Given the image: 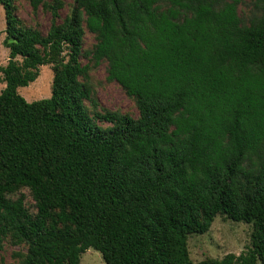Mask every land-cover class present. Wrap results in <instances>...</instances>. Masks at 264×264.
Wrapping results in <instances>:
<instances>
[{
    "label": "trees",
    "instance_id": "obj_1",
    "mask_svg": "<svg viewBox=\"0 0 264 264\" xmlns=\"http://www.w3.org/2000/svg\"><path fill=\"white\" fill-rule=\"evenodd\" d=\"M15 1L0 0V243L28 244L20 264H81L88 248L105 264H264V0L247 24L239 0H74L62 21L61 0H28L49 10L45 33ZM85 29L137 117L98 110ZM42 65L51 94L27 101ZM21 187L34 213L6 199ZM217 215L251 223L249 243L194 263L188 236Z\"/></svg>",
    "mask_w": 264,
    "mask_h": 264
},
{
    "label": "rangeland",
    "instance_id": "obj_2",
    "mask_svg": "<svg viewBox=\"0 0 264 264\" xmlns=\"http://www.w3.org/2000/svg\"><path fill=\"white\" fill-rule=\"evenodd\" d=\"M61 1L63 5L59 9V21H62L69 14L74 4V0ZM237 13L242 23L247 24L249 19L257 14L254 0H239ZM15 14L25 25L36 28L42 33L47 31L51 16L49 10L43 6L32 10L28 0H16ZM4 28V11L0 5V66H4L8 60V49L3 44L5 36ZM95 42L94 35L85 29L80 62L81 64H88L90 67L86 84L91 89L92 95L98 103V110L117 111L134 118L137 117L138 110L134 99L127 96L115 81H108L106 79V61L102 60L95 66L90 60L89 52L92 50ZM38 70V76L34 81L27 86L17 89L18 93L27 101L47 98L51 94L53 75L51 66L42 65ZM3 87V74L0 71V91ZM85 104L89 108L88 102H85ZM98 124L103 127L109 125L105 121H98ZM20 195H23L24 206L29 212L34 213V200L26 187H21L7 194L6 199L13 201ZM251 231V223L236 222L223 215H217L205 233L188 236L187 247L189 256L196 263L207 257L221 258L227 253L238 255L246 249ZM27 247L28 244L26 242L14 240L10 234H7L2 238L0 243V264H20ZM80 262L81 264H105L100 252L93 248H88L80 255Z\"/></svg>",
    "mask_w": 264,
    "mask_h": 264
}]
</instances>
